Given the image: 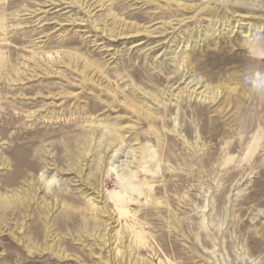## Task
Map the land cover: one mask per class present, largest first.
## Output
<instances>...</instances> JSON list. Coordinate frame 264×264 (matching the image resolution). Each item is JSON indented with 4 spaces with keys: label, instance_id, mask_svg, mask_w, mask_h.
<instances>
[{
    "label": "rangeland",
    "instance_id": "374dc122",
    "mask_svg": "<svg viewBox=\"0 0 264 264\" xmlns=\"http://www.w3.org/2000/svg\"><path fill=\"white\" fill-rule=\"evenodd\" d=\"M250 31L264 0H0V264H264Z\"/></svg>",
    "mask_w": 264,
    "mask_h": 264
},
{
    "label": "bare ground",
    "instance_id": "6f19581e",
    "mask_svg": "<svg viewBox=\"0 0 264 264\" xmlns=\"http://www.w3.org/2000/svg\"><path fill=\"white\" fill-rule=\"evenodd\" d=\"M209 9V8H208ZM206 9V10H208ZM211 10V9H210ZM209 13L211 15H215L216 12L214 10L209 11ZM254 35V34H253ZM247 37H252L251 39L247 38L245 39L243 45L248 49L249 52H251L252 54H259V56H261V48L262 46H264V38L262 36H252L251 31L249 32V34L247 35ZM263 38V39H261ZM186 59H188V57H185ZM185 59V61H186ZM176 65L180 68H184L185 65L182 64L181 60L176 62ZM244 81L248 82L251 85V89L252 91H254V93L256 94L257 98L260 99H264V74L262 73H258V72H254L253 74L250 75H246L244 78ZM106 129L110 132L113 133L114 131V127L113 126H107ZM259 135H256L253 139L254 142L259 141ZM258 143V142H257ZM127 162L126 164L121 163V165L124 166H128ZM119 166V165H118ZM143 169H145V167L142 166ZM142 169V170H143ZM135 171H131V170H127L124 173L121 174H117L118 179H119V184L121 186H124L125 188H134L137 184L136 183H131V178H133ZM47 180V179H46ZM53 178H50L49 180H47V182L52 181ZM109 192V191H108ZM110 194V198L111 201H113V203L119 208L121 207L120 204V197L121 195L118 194L116 191L113 192H109Z\"/></svg>",
    "mask_w": 264,
    "mask_h": 264
}]
</instances>
